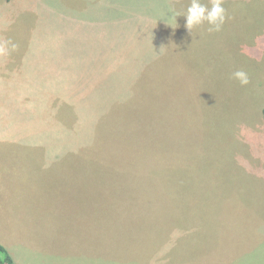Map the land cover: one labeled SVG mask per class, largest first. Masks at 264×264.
<instances>
[{"label": "rangeland", "instance_id": "1", "mask_svg": "<svg viewBox=\"0 0 264 264\" xmlns=\"http://www.w3.org/2000/svg\"><path fill=\"white\" fill-rule=\"evenodd\" d=\"M189 3L0 0L13 258L264 264V0H224L218 32L167 25Z\"/></svg>", "mask_w": 264, "mask_h": 264}, {"label": "clouds", "instance_id": "2", "mask_svg": "<svg viewBox=\"0 0 264 264\" xmlns=\"http://www.w3.org/2000/svg\"><path fill=\"white\" fill-rule=\"evenodd\" d=\"M223 2L224 0H210L209 4H205L202 3L201 0H190V3L183 13L173 12L171 9L169 10L170 15H168L167 25L171 26L172 23L177 24L176 18L183 16L186 18V28L189 32H191L193 28L205 23L209 26L207 29L208 32H218L221 30L227 18ZM12 47L14 49L16 46L13 44ZM3 51H5V48L0 47V52ZM231 78L238 81L242 87L250 83L249 75L244 70L234 71Z\"/></svg>", "mask_w": 264, "mask_h": 264}, {"label": "crops", "instance_id": "3", "mask_svg": "<svg viewBox=\"0 0 264 264\" xmlns=\"http://www.w3.org/2000/svg\"><path fill=\"white\" fill-rule=\"evenodd\" d=\"M15 83V82H14ZM4 90L5 89H3L2 90V92H1V96H2V94L4 93ZM9 94L11 93V94H13V95H16L17 94V92H16V90H13L12 92H8ZM19 94H22L23 92H18ZM11 126L10 125H6L5 123H3V122H1L0 121V142L1 141H3V143L1 142L0 143V145L1 144H3V145H7V144H10V140H9V133H10V131L8 130L9 128H10ZM1 151V150H0ZM0 156H1V152H0ZM3 176V181L4 180H9V177H7V176H5V175H3V174H1V172H0V177H2ZM2 181V182H3ZM0 244H2L1 242H0ZM7 249V248H6ZM8 250V249H7ZM8 252H9V254L11 255V257H12V259H13V261H14V263L15 264H23V260H22V257H15V258H13V255H12V252H10L9 250H8ZM15 259H17L18 261H16Z\"/></svg>", "mask_w": 264, "mask_h": 264}, {"label": "trees", "instance_id": "4", "mask_svg": "<svg viewBox=\"0 0 264 264\" xmlns=\"http://www.w3.org/2000/svg\"><path fill=\"white\" fill-rule=\"evenodd\" d=\"M264 114V108H263ZM0 264H15L8 250L0 244Z\"/></svg>", "mask_w": 264, "mask_h": 264}]
</instances>
